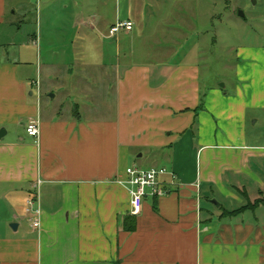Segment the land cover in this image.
<instances>
[{"label":"crops","instance_id":"0c3cea01","mask_svg":"<svg viewBox=\"0 0 264 264\" xmlns=\"http://www.w3.org/2000/svg\"><path fill=\"white\" fill-rule=\"evenodd\" d=\"M25 2L0 0V264H264V47L238 49L231 91L202 90L196 63L130 62L133 27L108 32L99 60L82 59L72 38L49 43L21 24ZM76 5L63 6L69 28L94 33L98 20ZM133 157L165 166L176 185L146 197L128 232L117 179Z\"/></svg>","mask_w":264,"mask_h":264},{"label":"rangeland","instance_id":"374dc122","mask_svg":"<svg viewBox=\"0 0 264 264\" xmlns=\"http://www.w3.org/2000/svg\"><path fill=\"white\" fill-rule=\"evenodd\" d=\"M75 1L76 11L90 13L98 20L95 34L85 27L74 34L69 28L71 8H63L68 0H52L53 5L45 0H26L21 24L29 33H41L48 42L54 38L58 43H64L72 38L74 47L79 48L75 52L88 61L96 54L99 60V50L108 55V28L116 18L132 19L133 30L125 37L132 48L130 62L151 65L196 63L202 90L225 86L231 91L238 49L264 47V0ZM16 28V25L12 27ZM71 96L67 89L57 98L56 104L61 105L66 98L65 110ZM257 134L263 135V132L257 131ZM194 148L195 143L185 147L183 159L187 169L194 166V154H189ZM132 161L141 167L159 164H153L146 157H133Z\"/></svg>","mask_w":264,"mask_h":264},{"label":"built area","instance_id":"2783aa9c","mask_svg":"<svg viewBox=\"0 0 264 264\" xmlns=\"http://www.w3.org/2000/svg\"><path fill=\"white\" fill-rule=\"evenodd\" d=\"M132 27V21L118 20L109 28L108 32L110 36H114L121 31L129 32ZM26 133L28 136L38 139V120H31L26 124ZM175 178V174L165 166H127L124 170V178L117 179V182L123 185L128 192L129 214L139 215L146 197L157 198L170 193L172 187L176 185ZM25 212L31 217V226L36 229L40 228V209L35 206L33 196L26 199Z\"/></svg>","mask_w":264,"mask_h":264},{"label":"trees","instance_id":"16d2710c","mask_svg":"<svg viewBox=\"0 0 264 264\" xmlns=\"http://www.w3.org/2000/svg\"><path fill=\"white\" fill-rule=\"evenodd\" d=\"M201 103H202V98H201V95H200V102H199V106H198L199 108H201V105H202ZM259 202H260V200L256 201L255 203L257 204ZM255 203L254 204L249 203L246 206L240 208L239 210H244L246 208H251V207H253L255 205ZM239 210H237V211H239ZM122 228L125 231H128V232L133 231L134 228H135L134 216L128 215V216L124 217L123 223H122Z\"/></svg>","mask_w":264,"mask_h":264},{"label":"water","instance_id":"95a60500","mask_svg":"<svg viewBox=\"0 0 264 264\" xmlns=\"http://www.w3.org/2000/svg\"><path fill=\"white\" fill-rule=\"evenodd\" d=\"M3 132H4V130L0 129V134L3 133ZM11 227H15V225H13V226L11 225Z\"/></svg>","mask_w":264,"mask_h":264}]
</instances>
